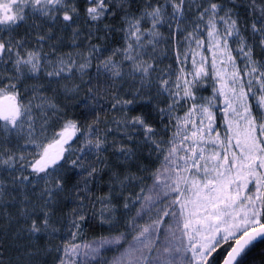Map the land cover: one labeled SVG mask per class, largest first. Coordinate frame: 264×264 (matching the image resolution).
<instances>
[{
    "label": "snow or ice",
    "instance_id": "obj_1",
    "mask_svg": "<svg viewBox=\"0 0 264 264\" xmlns=\"http://www.w3.org/2000/svg\"><path fill=\"white\" fill-rule=\"evenodd\" d=\"M96 219L116 234L75 243ZM0 220V264L108 246L103 264H245L264 243V0H0Z\"/></svg>",
    "mask_w": 264,
    "mask_h": 264
},
{
    "label": "trees",
    "instance_id": "obj_2",
    "mask_svg": "<svg viewBox=\"0 0 264 264\" xmlns=\"http://www.w3.org/2000/svg\"><path fill=\"white\" fill-rule=\"evenodd\" d=\"M105 22L107 23V22H111V21H105ZM161 31L165 32V33L167 32V30L164 29V28H162ZM114 39L119 40V36L116 35L114 37ZM93 42H95V43H103V41H99V40H94ZM113 46H116V45L113 44ZM169 62L170 61H168V60L164 61L165 64H167ZM106 155H109V159L110 160H114L115 159L110 154H106ZM142 162L145 163V164H149L150 163L147 159L143 160ZM155 166L156 165H154V164L152 165V167H155ZM130 167H131V170L133 172L136 171V168H135L134 165H130ZM123 168H124V166L121 165V170H123ZM107 180H108V176L107 175H103V180L101 182L100 192L106 193L108 191L107 184H106ZM148 184H151L150 180L148 181ZM136 190L138 191V189H136ZM114 203H116L119 206V205H121L123 203V201H119L118 200V201H114ZM67 210H68L67 208L63 209L64 212H67ZM7 211L12 213V214H15L16 210L13 209V208H8ZM3 223H4V221L0 220V224H3ZM57 227H60V226L57 225ZM108 233L109 232L106 231V228H103V227H101L99 225L97 219L96 220H90L85 225L84 230H83V234L77 239V241L93 240L96 237H99L101 235H107ZM64 234H66V233H63L62 236H58L55 239L51 240L50 246H55V245L60 244L62 238H68ZM11 238H12L11 234H9L8 236L4 237L5 256L6 257H10V256L13 255V253L11 252V249L9 247V243L11 241ZM39 243H40L41 247H44V245L46 243H49V242L47 241V239H42V240L39 241ZM221 255H223V253H221ZM262 255H264V243L257 244L248 253V256L246 258L245 264H260V260H261ZM56 256H57V253L49 252L47 255H44L42 257L40 264H55ZM217 259H219V257H217Z\"/></svg>",
    "mask_w": 264,
    "mask_h": 264
},
{
    "label": "rangeland",
    "instance_id": "obj_3",
    "mask_svg": "<svg viewBox=\"0 0 264 264\" xmlns=\"http://www.w3.org/2000/svg\"><path fill=\"white\" fill-rule=\"evenodd\" d=\"M124 212H125V210L120 208V210L116 213L117 219H121L122 220V216H123ZM97 220H98L99 225L101 227H103V228H106V231L109 232L107 235H104V236H109V235H112V234H116V229L115 228H111L107 224L100 223L99 219H97ZM64 235L67 236V234H64ZM68 239H70V237H68ZM93 240L77 241V239H76L74 242L78 243V244H81V245H87L90 242H92ZM85 251H87V249L82 247L80 255L73 257V259L76 261V264H103L104 260H107V259H110V258H112L114 256H118L119 255V250L115 246H108L107 248H105V249H103L101 251V255L100 256H95V257L91 256V255L85 256L83 254Z\"/></svg>",
    "mask_w": 264,
    "mask_h": 264
},
{
    "label": "flooded vegetation",
    "instance_id": "obj_4",
    "mask_svg": "<svg viewBox=\"0 0 264 264\" xmlns=\"http://www.w3.org/2000/svg\"><path fill=\"white\" fill-rule=\"evenodd\" d=\"M70 40H71L70 33H66L65 34V46H63L60 49V51H62V52H69V51H72L73 50L70 46H68V45H70ZM30 82H32V81H30Z\"/></svg>",
    "mask_w": 264,
    "mask_h": 264
}]
</instances>
